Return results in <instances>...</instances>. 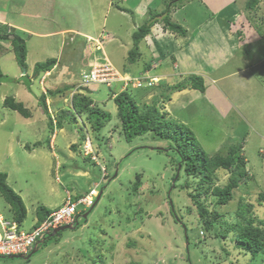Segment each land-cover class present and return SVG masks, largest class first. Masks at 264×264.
<instances>
[{
	"label": "rangeland",
	"instance_id": "obj_1",
	"mask_svg": "<svg viewBox=\"0 0 264 264\" xmlns=\"http://www.w3.org/2000/svg\"><path fill=\"white\" fill-rule=\"evenodd\" d=\"M169 1L172 0H167L165 7ZM199 1L196 2L199 3ZM183 2L184 0L181 1V4ZM246 2L247 0H237L236 4L246 10L244 6ZM261 10L264 11V7ZM78 15L81 14L78 13ZM71 22H73L72 19ZM109 38L111 39L110 36ZM80 39L82 40V38L77 39V43L81 44ZM96 43L95 41L93 45ZM88 44L86 41L87 46L84 53L89 47ZM1 51L3 54L0 56V69L8 79L6 82L1 81L0 83V172L15 168L16 164L19 168L22 166L24 170L27 169V166L35 168L38 171H31L30 175L24 177L20 175L19 178L30 180L32 176L37 179L35 181L37 188H42L43 175L39 176L40 173H38L41 168L33 163L29 158L30 152L23 150L21 143L27 144V150L30 145L29 150L35 149L34 151L38 153V140L43 142L52 133L49 126L51 116L53 130L56 132L55 144L61 143V146L67 144V148L60 146V149H57V155L62 160L61 165L59 163L54 167L61 178V183L57 185L59 191L61 193L66 190L77 192L81 191L80 187L82 190L87 189L84 193L93 190L91 199L97 200V203L92 207H87L82 203L78 204L77 208L81 210L78 213L80 214L78 227L67 228L51 237L47 235L45 239L36 244V251L30 256H28L30 253L20 257L0 256V264H264L263 253L252 256L249 251L238 247L234 239L236 230L230 227L226 232L225 226L238 219L234 210L240 198L251 205L254 224L262 225L258 219L264 221V198L260 196L264 193V139L260 140L263 147L255 145L258 139L251 138L248 131L249 113L258 116L259 110L264 111L263 104L261 107L256 106L259 110L251 108L245 111L246 105L250 106L248 99L232 97L230 108L233 107V110H236L238 114L234 113L235 119L231 117L232 129L230 130H222L219 128L222 127V124H215L207 119L211 117L210 112L214 111L212 107H210L206 119L200 115L193 119L197 129L195 137L200 145L204 140L210 141L212 138L213 140L218 138L216 141L219 140V143L231 144L237 142L234 140H239L237 137L241 133L240 138L245 139L243 145L246 144V140L248 141L247 146L244 145L248 159L247 167H245L251 176L243 177L241 179L243 183L238 188L232 189L233 198L227 204L219 207L213 203V196L206 193L210 189L205 190L204 188L208 187L209 183H211L210 186L224 185L228 182L230 173L225 169L218 168L212 174L211 180L201 181L198 174H189L185 171L184 165L179 163L181 157L172 149L173 140L153 138L150 133L134 137L131 141L125 140L120 133V120H117L116 105L108 95V90L113 88L115 83H111L107 87L101 84L97 85L98 87L96 85L87 87V89H95V93H90L89 97H93L100 107L109 111L112 118L109 122H105V127L101 130L98 139L95 138V133L91 132L90 123L85 125L89 129L91 142L95 148L92 150L96 152V157L93 158L92 154L84 157V143L81 137L83 122L81 120L86 122L85 115L87 114L83 113L81 117L78 113L74 114L70 109L72 104L69 99L65 100L66 105L63 112L50 104L51 98L62 97L55 90L69 82L65 84L57 82V86L52 85L53 87L50 89L47 87L48 82L45 85L42 83L43 81L38 83L37 77L32 76V73L29 74L32 79L30 82L27 74L18 75L22 69L20 70L15 59H12L13 51L11 49L7 51L5 47L0 46ZM72 52L78 55L79 50H69L64 54L69 55ZM119 55L117 53L116 58L121 60L122 54ZM249 56L252 58L251 53ZM253 58L255 57L253 56ZM253 58L250 60L253 61ZM79 59L77 57L76 66H74L76 70L82 63ZM127 61H120V66L128 68ZM84 70L87 68L78 72L76 80ZM21 73L23 72L21 71ZM19 76L22 78L19 79ZM147 78L150 76L147 75ZM61 80L63 79L61 78ZM29 82L30 85L27 87ZM43 86L44 89L46 88L45 93L42 89ZM76 86L74 85L72 91L70 90L71 95L75 92ZM19 87L30 97V105L25 106L29 108L31 117H24L16 110L2 105L7 95H14L16 101L24 100L25 102L27 100L21 96L23 94L20 90H16ZM132 88L136 87L132 86ZM87 89L77 92L84 95L87 94ZM49 90L55 91L54 95H51ZM40 94H43L48 100L46 105L51 107L52 114L44 113L43 107L38 102ZM253 97L254 95H249L250 99ZM25 104L27 103L25 102ZM92 105L94 104L92 103ZM191 109L188 106L186 111ZM60 112L62 116H59L64 124L62 130L55 125ZM239 117L241 121L236 122L235 120ZM216 118L219 117L216 116ZM207 131L211 137L208 136ZM231 134L234 138H229ZM72 137L76 138L75 141L80 142L78 150L69 148V139ZM206 146L202 145V150L213 151ZM259 147L261 150L258 151ZM158 148L162 150H158ZM227 149L228 146L225 145L221 150L214 153L208 152V154L213 155L217 152L225 154ZM51 163L53 166L56 165V161L53 159ZM102 167H105L108 174L106 178L102 177L105 174V172L102 173ZM83 170L88 171L89 174L87 176L81 174L80 172ZM67 174L72 178L67 179ZM52 176L54 178V174ZM87 179L92 182H100L99 187L88 186L85 184ZM137 182L140 187L137 192H134L132 187L134 184L137 185ZM81 195L75 196L73 199L65 198L63 203L70 199L75 202L81 198ZM195 198L202 203L203 207H206L208 216L203 217L198 213V206L194 202ZM0 206L7 209L1 196ZM88 208L93 209L86 217H82L83 213L89 211ZM214 211L227 216V222L223 223V217L213 219L212 223L207 221L208 217H213Z\"/></svg>",
	"mask_w": 264,
	"mask_h": 264
},
{
	"label": "crops",
	"instance_id": "obj_2",
	"mask_svg": "<svg viewBox=\"0 0 264 264\" xmlns=\"http://www.w3.org/2000/svg\"><path fill=\"white\" fill-rule=\"evenodd\" d=\"M196 1L184 0L182 4L172 5L170 1L168 2L170 21L185 29L184 34H178L165 28L162 15L158 14L167 7L164 6L167 0H0V46L5 47L7 51L12 50L13 35H18L25 40L27 77L33 74V67L37 62L46 59L54 60L52 68L41 72L37 79L38 83L43 81L44 85L48 82L47 87L50 89L53 86L56 87L57 82L60 84L69 82L65 85H71L72 88L60 93L62 97H58L59 100L56 97L51 98L50 101L52 107L62 111L66 105L65 100L71 98L70 90L72 91L78 81L76 80L78 72L84 68L89 69L86 62L90 61L91 57L84 56L87 46L85 37L110 36L111 39L107 38L101 44L102 50H96L97 52H103L113 66L117 69L120 67L121 72L125 69L126 72H124L132 76L146 73L150 78L155 79L151 87L143 85L142 88L130 90L137 104L155 103L167 117L184 123L194 134H197L195 132L197 129L193 119H196L197 115L206 119L212 107L214 111L210 112L211 117L207 119L215 124H222V127H219L222 130H230L232 129L230 119L231 117L235 119L234 113L238 114L233 107L230 108L232 97L248 99L250 106L246 105L245 111L256 106L261 107L262 104L264 109V11L261 10L264 7V0H257L252 7H248L246 2L244 4L246 10L236 4L237 0H200L199 3ZM154 13L152 17L151 14ZM150 15L156 21L151 26L150 32L140 40L139 52L135 60L127 61L129 49L132 47V33L145 23ZM4 30L7 31L6 34L3 33ZM78 38H82L81 44L77 43ZM112 43L113 46H111ZM69 50H79L78 55L73 52L69 55L64 54ZM117 53L122 54L121 60L116 58ZM250 53L252 58L255 57L253 61L250 60L252 59L249 56ZM2 54L3 51L0 52V56ZM11 57L15 59L14 53ZM77 57L80 58L82 66L80 65V68L76 70L74 66H76ZM120 61H127L129 67L120 66ZM21 71L18 75L24 73V70L23 73ZM192 75L202 77L204 83L202 91L192 87L191 81H187ZM16 81L18 82V79ZM181 83H185L186 86L179 90L173 89ZM113 86L119 87L108 90L111 100L114 95L112 93L116 94L120 91V87H124V84L119 81ZM42 89L46 91L44 86ZM16 90H20V87ZM90 93H95V89L88 91L87 95ZM22 94L21 96L27 99L25 101L27 104L24 100L21 102L29 106L30 97L24 91ZM249 95L254 97L250 99ZM91 98L94 105L99 104L93 97ZM46 102L48 103L47 99ZM188 106L192 108L190 111H186ZM47 108L52 114L51 107ZM261 111L263 110H259L258 116L250 112L248 124L251 138L258 139L255 145L260 146H262L260 140L264 139V111ZM235 121H241V118ZM63 125L61 124L60 130L63 129ZM84 127L86 128L85 124ZM207 132L210 136L209 131ZM241 135L242 133L237 138ZM55 137L56 132L53 130L43 142L38 140V153L34 151L35 149L27 150V144L21 143L23 150L30 152L29 158L41 168L38 173H40L39 176L43 175L42 188H37L35 182L37 179L32 176L30 180L19 178L20 175L24 177L33 171H38L35 168L27 166L24 170L22 166L19 168L16 164L15 168H9L5 172L6 183L21 197L26 209L25 218L19 223L23 231L31 230L37 225V209L40 206L51 211L65 201L68 193L73 198L87 190H82L80 187L81 191L77 192L71 190L66 192V190L61 193L59 191L57 185L61 183V178L54 167L59 163L61 165L62 160L57 155V149H60L61 143L56 145ZM81 137L83 138V133ZM229 138H234L233 134ZM75 139V137L69 139L68 145L70 149L78 150L80 142ZM216 139L218 138L200 143L204 147L207 145L206 148H211L213 151L208 152L213 153L221 150L225 145L229 147L232 144L219 143ZM243 140L245 139L242 138V143ZM245 143L244 145L247 146L248 141L246 140ZM244 145L242 149L246 157ZM64 146L67 148V144ZM64 146L61 147L64 148ZM259 150H261L260 147ZM204 151L208 154L206 149ZM52 159L56 161L54 166L51 163ZM246 161H248L247 157ZM80 173L85 176L89 174L86 170ZM67 176V179L72 178L69 174ZM92 183L87 179L85 184L89 186ZM0 215L11 218L13 211L11 207L8 210L0 206Z\"/></svg>",
	"mask_w": 264,
	"mask_h": 264
},
{
	"label": "trees",
	"instance_id": "obj_3",
	"mask_svg": "<svg viewBox=\"0 0 264 264\" xmlns=\"http://www.w3.org/2000/svg\"><path fill=\"white\" fill-rule=\"evenodd\" d=\"M181 1L182 0H172L170 1V3L171 5L178 4L181 3ZM256 2L257 0H248L246 4L248 7H252ZM168 12H169V6H167L163 12L158 13L162 15L164 27L178 34H184L185 29L181 25L170 21L168 17ZM151 15L153 17L155 13ZM151 15L145 23L141 24L132 33V47L129 49V53H128V60L131 62L134 61L138 55L139 52L138 44L140 40L150 32L151 26L156 21V19L152 18ZM3 33L6 34L7 31L4 30ZM11 45L17 64L19 65L20 69H22V71L24 70V73L22 75H26L27 73H26V63H25V58H26L25 40L19 37L18 35H13V37H11ZM53 64H54L53 59H46L45 61L37 62L33 67L32 76L36 78L41 74V72L49 71L52 68ZM124 71L125 69L122 72ZM0 76H1L0 83L1 81H7L8 77L6 76V74L2 73L1 70H0ZM20 78H22V76H20ZM28 79L31 82L32 80L31 77H28ZM187 81H191L190 85L198 89L199 91H202L204 89L203 79L198 75H192L190 79ZM30 82L27 87H29ZM101 85H105L107 87L106 84H101ZM183 86H186V84L185 83H181V85L178 84L175 87H173V89L179 90ZM142 87L144 86H140L139 88ZM70 88H72L71 85H64L62 88L60 87V89H56L55 91H57L58 93H63L65 91H68ZM130 88H132V85L126 84L123 90L118 91L116 94L112 93V95L114 94L112 100L116 105V109H117L116 116L120 120V133H122L125 140L131 141L134 137L141 136L146 133H150L153 138L158 137L161 138L162 140L164 139L173 140L174 144L172 146L173 147L172 149L176 151V153L181 157V161L179 163L184 165L185 171L188 172L189 174H196V175L198 174L200 176L201 181L211 180L212 174L218 168L227 170L230 173L229 180L227 183H225L224 185L214 184L213 186H210L211 183H209V186L204 188L205 190L210 189V191L206 193H209L210 195L213 196L214 198L213 203L216 206L220 207L221 205L227 204L233 198L232 189L238 188L243 183L241 180L243 177L247 178V176L248 177L251 176V174H249V170H246L247 161L242 149L243 146V143L241 142L242 139L238 138L239 140H234L237 142L232 143L228 147L225 154L215 153L213 155H208L204 150H202L201 145L197 141L194 132L189 127H187L184 123L177 121L176 119H171L167 117L166 114L162 112L159 109V107L156 106L155 103L137 104L134 95L130 92L131 90ZM86 89L87 88H82V90L84 91ZM135 89L138 88L136 87ZM91 90L93 89L91 88L87 89V91H91ZM55 91L49 90V93L54 94ZM38 102L43 107L44 113L49 114L46 105V97L43 94H40L38 96ZM70 103L72 104V108L70 109H72L73 113H78L80 116L83 115V113L87 114L85 115L87 120L86 123L87 122L90 123L89 126L90 129L92 130L91 132L95 133V138L98 139L100 132L105 125V122H109L111 120L112 118L111 113L96 104L92 105L93 101L91 96L89 97V95L87 94L81 95L77 91L72 93L70 98ZM2 105L12 110H16L24 117L30 116L29 108L26 107L21 101H16L13 95H7L4 98ZM63 111L64 109L62 110V112ZM61 114H62L61 112L58 114L57 116L58 118L55 121V125L58 128L61 127L63 121L62 118L59 116ZM49 119H50L49 126L51 131L53 132V121L51 119V116ZM82 133L84 135V132ZM82 139L84 141L85 136H83ZM28 148H30L29 145ZM158 150H162V149L158 148ZM107 176H108L107 172L103 174L104 178H106ZM91 185H93V188H97L99 187L100 182L95 181ZM139 187L140 185L137 182V185L136 184L133 185L132 190L134 192H137V189ZM201 189L204 190L203 188ZM68 191L69 190H67L66 192ZM92 191L85 193L82 192V193L84 195L89 194L90 197L92 198ZM82 193H80L79 195H81ZM83 194L81 196H83ZM79 195H76V197H78ZM0 196L3 198L5 204L7 203L13 211V217H11L10 219L16 221L19 225V223H21L25 218L26 209L22 202L21 197L17 193H15V191L6 183L5 172H0ZM67 196L73 199L71 197V194L70 195L67 194ZM260 196L261 198H264V193L261 194ZM194 202H196L198 206V213L203 217L208 216V210L206 209V207L202 206V203L197 198H195ZM96 203L97 200L94 201L92 199V203L87 207L95 206ZM9 206H7L8 210L10 209ZM250 208L251 205L243 201L242 198H240L238 200V205L234 210L235 211L234 214L238 219L232 224L229 223L225 226H226V232L230 229V227L236 230L234 237L236 241V245L241 249L249 251L252 256H255L258 253L264 254V221L262 219H258L259 220L258 222L262 225L254 224L255 220L252 216L251 213L252 210ZM88 210L90 209L88 208ZM49 213L50 211L47 210L46 207L40 206L37 209L38 222L36 224L38 225L39 223H41ZM173 214H175L174 211ZM79 215L80 214H78L77 217H79ZM212 215L213 217L212 218L208 217L207 220L211 223L213 222V219L216 218L221 219L223 217L222 218L223 223H226L227 222L226 220H228L227 216H223V214L216 211H214ZM76 227H78V222L74 223L73 227L71 228H76ZM48 236L51 237L50 235ZM46 237L47 236H45V238ZM36 247L37 246L35 245L27 254H11V255L27 256ZM0 256H9V255H0Z\"/></svg>",
	"mask_w": 264,
	"mask_h": 264
},
{
	"label": "built area",
	"instance_id": "obj_4",
	"mask_svg": "<svg viewBox=\"0 0 264 264\" xmlns=\"http://www.w3.org/2000/svg\"><path fill=\"white\" fill-rule=\"evenodd\" d=\"M107 38L109 37H87L86 41L89 43V47L84 56L91 57V60L86 62L89 69L84 70L80 74L75 91L95 84H106L109 86L111 83L114 84L119 81L123 82L124 85L130 84L135 87L146 85L147 82L152 85L154 79L151 78L146 81L147 74L141 73L132 76L121 72L105 58L103 52L99 53L96 51L101 49V44ZM93 41H96L97 44L93 45ZM82 61L85 64V61ZM83 145L84 154L92 153L89 140H86ZM92 157L95 158L94 155ZM80 203L88 206L92 203V199L90 196H85L75 202L67 200L61 207L53 210L41 223L29 231L20 230L15 221H6L0 215V253L5 255L20 254L19 252L27 254L40 240L42 241L45 236L52 233L54 229L59 226L73 225L78 218L77 215L80 210L77 209V206ZM8 222L12 223L8 224Z\"/></svg>",
	"mask_w": 264,
	"mask_h": 264
},
{
	"label": "bare ground",
	"instance_id": "obj_5",
	"mask_svg": "<svg viewBox=\"0 0 264 264\" xmlns=\"http://www.w3.org/2000/svg\"><path fill=\"white\" fill-rule=\"evenodd\" d=\"M168 15H169V14H168ZM8 26H9V25H8ZM94 42H95V41H93V43H94ZM93 43H92V44H93ZM96 44H97V43H96ZM121 68H122V67H121ZM122 69H123V68H122ZM118 70H119V69H118ZM142 74H143V73H142ZM0 77H1V76H0ZM45 78H46V77H45ZM1 79H2V78H1ZM148 79H149V78H148ZM150 85H151V84H148V82H147L146 86H150ZM113 88H114V87H113ZM114 90H115V89H114ZM58 91H59V90H58ZM65 97H66V96H65ZM65 102H66V101H65ZM168 110H169V109H168ZM74 114H77V113H74ZM81 121H82V120H81ZM153 121H154V120H153ZM103 124H104V123H103ZM151 139H152V138H151ZM159 140H160V139H159ZM167 145H168V144H167ZM167 148H168V147H167ZM50 150H51V149H50ZM95 153H96V152L92 150V153H91V154L95 156V155H96ZM103 172H105V167H102V173H103ZM105 173H106V172H105ZM102 177H103V176H102ZM198 184H199V183H198ZM200 192H201V191H200ZM90 194H91V193H90ZM68 195H70V194L68 193ZM85 196H90V195H89V194H88V195H84V194H83V196H81V198H82V197H85ZM98 197H99V196H98ZM69 198H70V197L67 196L66 199H69ZM70 201H71V199H70ZM74 201H75V200H74ZM94 201H95V200H94ZM63 204H64V203H63ZM63 204H61L59 207H61ZM79 205H80V204H79ZM59 207L52 209V210L50 211V213H51L53 210L58 209ZM89 207H90V206H89ZM84 209H85V208H84ZM89 209H90V208H89ZM76 210H77V209H76ZM82 210H83V209H82ZM197 211H198V210H197ZM50 213H49V214H50ZM49 214H48V215H49ZM48 215H47V216H48ZM2 217H3V216H2ZM3 218H4L6 221H14V220H12V219H10V218H5V217H3ZM15 222H16V221H15ZM9 223H12V222H8V224H9ZM16 223H17V222H16ZM17 224H18V223H17ZM18 226H19V225H18ZM19 229L22 230L20 226H19ZM56 229H57V228H56ZM22 231H23V230H22ZM28 231H29V230H28ZM19 253L22 254L21 252H19ZM0 255H5V254L0 253Z\"/></svg>",
	"mask_w": 264,
	"mask_h": 264
},
{
	"label": "clouds",
	"instance_id": "obj_6",
	"mask_svg": "<svg viewBox=\"0 0 264 264\" xmlns=\"http://www.w3.org/2000/svg\"><path fill=\"white\" fill-rule=\"evenodd\" d=\"M86 38H87V37H86ZM78 79H79V78H78ZM150 79H151V78H149V79L147 78L146 81H148V80H150ZM153 79H154V78H153ZM77 82H78V81H77ZM77 82H76V85H77ZM154 83H155V79H154ZM154 83H153V84H154ZM153 84H152V85H153ZM152 85H151V86H152ZM137 88H139V87H137ZM121 90H123L122 87H120V91H121ZM162 112H163V111H162ZM80 117H81V116H80ZM82 122H83L82 130H83L84 135H85V139H84L83 143H84L86 140H89L91 149L95 150V148L93 147V144H92V142H91V141H92V138H91L90 135H89L88 128H85V127H84V124L86 125V122H84L83 120H82ZM170 141H171V140H170ZM173 144H174V143H173ZM175 152H176V151H175ZM89 154H91V153H89ZM89 154H84V156L89 155ZM92 209H93V208H92ZM92 209H91V210H92ZM80 212H81V210L79 211V213H80ZM85 213H87V212H85ZM85 213L82 214V217H84L83 215H84ZM87 215H88V214H87ZM79 216H80V215H79ZM78 218H79V217H78ZM76 222H78V219H77ZM76 222H75V223H76ZM73 225H74V224H73ZM73 225H71V227H73ZM35 226H36V225H35ZM35 226H34V227H35ZM34 227H33V228H34Z\"/></svg>",
	"mask_w": 264,
	"mask_h": 264
},
{
	"label": "water",
	"instance_id": "obj_7",
	"mask_svg": "<svg viewBox=\"0 0 264 264\" xmlns=\"http://www.w3.org/2000/svg\"><path fill=\"white\" fill-rule=\"evenodd\" d=\"M91 210V209H90ZM90 210L87 212V213H85L83 216L84 217H86L87 216V214L90 212ZM67 228H71V225H64V226H61V227H58L57 229H54L53 231H52V233H50V236H53V235H55L56 233H58L59 231H63V230H65V229H67ZM35 251H36V248H34L31 252H30V254L28 255V256H30V255H32L33 253H35ZM12 256H21V255H12Z\"/></svg>",
	"mask_w": 264,
	"mask_h": 264
}]
</instances>
